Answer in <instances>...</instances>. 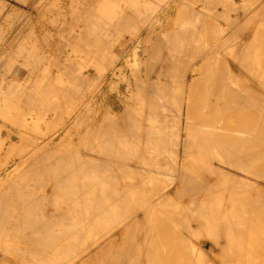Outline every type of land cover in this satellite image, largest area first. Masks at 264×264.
Here are the masks:
<instances>
[{
	"label": "bare ground",
	"instance_id": "6f19581e",
	"mask_svg": "<svg viewBox=\"0 0 264 264\" xmlns=\"http://www.w3.org/2000/svg\"><path fill=\"white\" fill-rule=\"evenodd\" d=\"M32 1L35 5L38 2ZM49 1L55 5V0ZM73 1L74 5H65L67 13L49 11L46 1L45 9L49 8L51 14H46V18L40 16L46 34L30 31L37 13L31 19L34 25L29 24L32 28H25L29 33L25 35L30 37L31 32L33 37L28 39L36 42L35 45L39 42L38 46L43 42L51 53L57 49L64 54L65 42L75 40V52L81 51L86 59L91 55L92 61L86 62L85 58L81 61L77 53L79 56L75 57L80 62L67 52L62 61L57 59L55 51L52 54L55 59L47 57V65L44 48L23 46L25 36L21 40L12 39L8 49L16 48L15 41L17 46L22 45L18 46V53L25 58H31L35 51L37 55L42 52L45 58L39 55L38 61L27 59L30 64L33 62L32 69L28 67L32 77L26 79L27 74L23 75L24 82L19 84L20 78L17 83L12 76L13 79L2 75L10 69H6L8 64L1 66L5 57L1 58L0 66L7 72L0 68L4 72L0 73V80H7L8 87L5 86L6 93L1 82L0 96L17 93L15 87L23 85L17 97L12 94L13 102L22 100L37 109L45 103L46 108L41 109L44 115L55 114L52 118L64 120L62 124L67 129L63 135L56 131L44 139L41 134L40 139L37 134L40 136L44 124L40 128L35 125L40 133L35 131L33 136L38 138L33 141L28 129L27 134L23 133L24 124L32 117L25 122L26 117L17 118L19 124L23 123L22 134L33 142L29 139L32 147L26 145L27 149L22 147L19 152L18 141L19 153L5 154L11 160L1 153L6 161L0 164V236L3 239L2 234L7 237L10 234L15 241L4 238L5 242H12L10 245L0 241V247L5 249L0 248V264H14L13 258L6 255V249L9 252L10 248L15 253L13 256L24 257L20 258L21 264L30 259L32 264H246L248 258H252L253 264H264V235H261L264 231V27L254 29L255 22L263 15L257 12L252 15L255 11L252 7L251 16L236 13L235 20L228 19L224 26L218 17L233 18L229 13L236 11L237 6L230 10L226 4L236 5L239 1L111 0L112 4L110 0ZM242 1L244 4L245 0ZM179 4L177 21L173 24L172 8ZM260 4L261 10L264 9V4ZM248 6L241 7V12ZM57 16L63 18V23H57ZM58 31L60 37L55 35ZM123 33L131 36L119 41ZM117 41L121 43L116 46L121 48L112 51L111 45L115 46ZM25 47V53L31 52L27 50L30 47L33 52L22 54ZM3 49L2 53L13 55V49L11 54L6 46ZM104 49L113 56L112 60L109 54L106 57L110 60L107 67L103 58L100 61ZM15 58L10 61L16 62ZM13 61L7 63L12 66ZM23 65L27 67L25 62ZM33 67L34 75L39 76H33ZM102 71L105 76L100 74ZM42 72H47L45 78L40 76ZM33 77L43 83L35 82ZM97 77L100 81L105 77L98 94L105 93L100 98L96 93V98H92L87 91L97 83ZM27 80L34 83L28 85ZM76 87L82 91H78L79 95ZM42 90L47 98L42 96ZM109 91H115L114 97L108 95ZM75 93L81 104L79 99L73 103ZM86 96L92 99H85ZM2 103L4 109L10 106ZM34 106L30 109H35ZM16 108L13 110L17 112L22 107ZM8 115L1 118L11 116ZM19 115L24 116L25 111H18ZM42 115L38 116L39 120ZM36 117L32 124L41 121ZM11 120L15 126L17 121ZM52 124L55 123L46 127ZM44 130V135L49 132ZM22 142L25 144V140ZM67 142L71 145L63 148ZM75 142L83 145L75 147ZM17 145L10 148L17 149L14 148ZM0 148L1 151L2 145ZM13 150H9L10 154ZM48 203L53 205L49 211ZM193 238L197 242L193 243ZM257 254L259 259L255 257ZM26 255L31 256L29 260L25 259Z\"/></svg>",
	"mask_w": 264,
	"mask_h": 264
},
{
	"label": "rangeland",
	"instance_id": "374dc122",
	"mask_svg": "<svg viewBox=\"0 0 264 264\" xmlns=\"http://www.w3.org/2000/svg\"><path fill=\"white\" fill-rule=\"evenodd\" d=\"M1 1H2V2L4 1V2H3V3L1 2L2 4L0 3V13H1V14H0V23H1V24H0V27L3 28V29L0 28V29H1L0 31L3 32L2 30H4V27L6 28V29L4 30V33L0 34V35H2V37L0 36V39L2 38V39H1V42H0V46H1V48H2V47L4 48V47L6 46V48L8 49V46H9V47H11V46H10V45H7V44H9V42H10L12 39H13V40H18V39L21 40V37L23 38V36H25V37L22 39V40H24V41L22 42V43H23V44H22L23 46H27V45H28V46H31V47L33 46V47H34V46L37 45V47H39L38 49H40V46H41L42 48H44L43 42H42V43L40 42V44H39L40 46H38V43H39V42L35 45L36 42H33V41H31L30 39H31V36L33 37V34L31 35V32L34 33V29H35V31L39 32V33H36V32H35L36 34H39V35L46 34V33H43V31H46V30H44V29H46V28H44L45 26L43 25L44 22H42V21H43V20H42L43 17H40V16H44V18H46V15H38L37 17L35 16L37 19L34 17V15H32V18H30V17H31V0H27V1H26L28 4H27L26 2H24L25 0L23 1V3L21 2V0H1ZM46 1H47V2H46ZM57 1H58V0H57ZM57 1H56V0L53 1V2H55V5L52 6V4H54V3H52V2H48V0H38V2H40V3L37 2L36 6H37V8L40 7L41 5H43V6H41V7H44V5H45L44 3L46 2V4L48 3L47 6L50 5L49 7L52 9V10H51L52 12H54L55 10H56L55 12H57V10H58V11H60V12H62V13H67V12L65 11V10L67 9L65 5L68 4L67 7H70L69 4H71V3H72V4L75 3L73 0H59L58 2H57ZM71 1H72V2H71ZM7 2H8V3H7ZM41 2H42L43 4H42ZM68 2H69V3H68ZM80 2H81V0H80ZM112 2H113V1L110 0V4H112ZM247 2H248V0L246 1V3H247ZM249 2H251V1H249ZM249 2L247 3V5L244 4V5H242V6H245V7H246V6L249 5L250 7L248 6L247 9H250V8H252V7H256V8H258L259 6H261L260 8H263L262 5H261L260 3L262 2V4H264V3H263L264 0H257L256 3H255V0L252 1V3L254 2V3H253L254 6H253V4L250 5ZM24 3H25V4H24ZM29 3H30V5H29ZM50 3H52V4H50ZM9 4L11 5V7L9 6ZM14 4H15V5H14ZM39 4H40V5H39ZM255 4H258V5H255ZM7 5H8V6H7ZM73 5H74V4H73ZM226 5H228V6H230V7H232V6L235 7V6H239L240 4H236V5L226 4ZM1 6H2V7H1ZM15 6H16V7H15ZM36 6H35V7H36ZM51 6H52V7H51ZM55 6H57V7L55 8ZM221 6H222V5H221ZM61 7L63 8V10H62ZM223 7H227V6L224 5ZM10 8H11V10H10ZM15 8H16V9H15ZM53 9H54V11H53ZM108 10H109V9H108ZM263 10H264V9L261 10V15L264 16V14H263L264 11H263ZM6 11H7V12H6ZM14 11H15V12H14ZM37 11H38V10H37ZM262 11H263V12H262ZM11 12H12V13H11ZM13 12H14V13H13ZM18 12H19V13H18ZM26 12H28V13L26 14ZM69 13H71V12H69ZM4 14H5V15H4ZM13 14H15L16 17H15V16H12ZM29 15H30V16H29ZM67 15H68V14H67ZM261 15H259V16H261ZM26 16L29 17V18L26 19ZM221 16H222V15H221ZM221 16H220V17H221ZM223 16H224V19H225V20L222 19V18H220V17H218V18H219V21L221 22V24L224 25V26L227 25V23H225V22H226L228 19H230L231 21L235 20V17H234V16H232L233 18H230V16H227V15H226V16L223 15ZM223 16H222V17H223ZM263 16H262V18H263ZM1 17H3V19H1ZM12 17H13V19H12ZM65 17H66V16H65ZM68 17H69V16H68ZM70 17H71L72 19H75L74 17H76V16H71V15H70ZM70 17H69V18H70ZM256 17H257V16H256ZM6 18H7V19H6ZM18 18H19V19H18ZM20 18H21V19H20ZM24 18L26 19V21H23ZM34 18H35V20H36V21H34V23H35V22H36V23H35V26H32V25H34V23H33V21H32V20H34ZM40 18H41V19H40ZM55 18H56V17H55ZM61 18H62L61 16H59V17L57 16V18H56L57 23H59V24L63 23V22H61ZM66 18H67V17H66ZM76 18H77V17H76ZM240 18H242V17H240ZM262 18H259L258 20L256 19L258 22H257V21L255 22L256 25H255L254 29H257L256 26H258V30H259L260 28H263V27H264V26H263L264 24L262 25V27H261V25H260V24H262V23L264 22V18H263V22H262V20H261ZM8 19H9V20H8ZM25 19H24V20H25ZM28 19H29V20H28ZM31 19H32V20H31ZM58 19H59V20H58ZM64 19H65V18H64ZM79 19H80V18H79ZM1 20H2V21H1ZM18 20H19V21H18ZM20 20H21V21H20ZM62 20H63V18H62ZM75 20H78V18L75 19ZM223 20H224V21H223ZM259 20H261V23L259 22ZM5 21H6V22H5ZM27 21H28V22H27ZM63 21H64V20H63ZM176 21H177V15H171V17H170V22H172V23L174 24ZM222 21H223V22H222ZM2 22H3L4 25L2 24ZM19 22H20V25H19ZM22 22H23V23H22ZM24 22L27 23L28 25H29V24L31 25V24L33 23V24L31 25L33 28H32L30 25H29V27H27V26H26L27 24H25L24 27H23ZM29 22H30V23H29ZM60 22H61V23H60ZM21 23H22V24H21ZM172 23H171V24H172ZM257 23H258L259 25H257ZM17 24H18V25H17ZM234 24H235V23L232 22V26H233ZM1 25H2V26H1ZM12 25H13V26H12ZM36 25H37V26H36ZM237 25H238V23H237ZM17 26H18V27H17ZM19 26H20V27H19ZM234 26H235V25H234ZM15 27H16V28H15ZM18 28H19V29H18ZM21 28H22V29H21ZM25 28H29V30H30V28L33 29V31L30 30L31 32L28 30V31L30 32V35H29L30 37H28V34H29V33L27 32V29H26V31H25ZM14 29H15V30H14ZM17 29H18V31H17ZM20 29H21V30H20ZM10 30H11V31H10ZM19 30H20V31H19ZM23 30H24V31H23ZM39 30H40V31H39ZM21 31H22V32H21ZM1 32H0V33H1ZM6 32H7V34H6ZM8 32H9V33H8ZM11 32H12L13 34H15V35H12ZM25 32L28 33V34L26 33L27 36L25 35ZM46 32H47V31H46ZM58 32H59V31H58ZM22 33H24V34L22 35ZM41 33H42V34H41ZM53 33H54V32H53ZM5 34H6V35H5ZM10 34H11V35H10ZM16 34H17V35H18V34H19V35L21 34V35H20V36L18 35V36H19V38H18V36H16ZM58 34L61 35V32H59V33L55 32V35L60 37V35H58ZM68 34H69V33H68ZM7 35H8V36H7ZM64 35H65V34H64ZM64 35H62V36H64ZM66 35H67V34H66ZM4 36H5V37H4ZM9 36H10V37L12 36V37L9 38ZM68 36H69V35H68ZM130 36H131V35H128V34L125 35V33H123V34H122V37H123V38H122L121 40H119V41H122L123 39H127V38H129ZM13 37H14V38H13ZM15 37H16L17 39H16ZM26 37H27V38H26ZM7 38H8V39H7ZM28 38H30V39H28ZM61 38H62V37H61ZM63 38H65V37H63ZM63 38H62V39H63ZM118 38H119V37H118ZM6 39H7V40H6ZM9 39H10V40H9ZM3 40L6 41V42L4 43ZM32 40H34V39L32 38ZM60 40H61V39H60ZM62 41H66V40L64 39V40H62ZM71 41H72V44H71ZM71 41H69V39H68V43L65 42V43H66V44H65V48H66V49H64V50H66V51L64 52V54L60 53L61 51H58L57 49L55 50L56 53H57V55H55V56H57V59L62 60V59H63V55H65V57L67 56V54H65V53L67 52L68 54H74V58H76L75 56H76L77 53H78V54L80 55V58H78V57H77V58L80 59L81 61H85V60H86V62H87V61H92V60H93V57H92L91 55H90V57H89V55H87V56H86L87 59H86V58L84 57V55L81 53V51H79V52H78V51L75 52V48H76V47H75L74 45L77 44V43H74V42H77V41H75V40H74V41L71 40ZM119 41L115 42V43H116L115 46H113V44H112V45H111V48H112V49L109 48L108 50L111 49L112 51H114V49H117V50L120 49L121 47L116 46V45H118ZM2 42H3V43H2ZM13 42H14L13 45L15 44L16 46H14V47H16V48H9V49H10V50L8 49L9 51L6 49V50L8 51V53H10V52L12 51L11 49H13V51H15V52L12 51L13 55L10 53L11 56H10L9 54H7L6 52H3V53H2L1 51H2L3 48H2V49L0 48V52H1V55H2V56H0V60H1V61H0V64H1V62L4 60V58H2V57H5V60H4V61H5V62H4L5 65H4V63L2 62L1 66H3V67L6 66V67H7V64L10 66V64H13V63H11V62L14 60V59H12V60L10 61V59H11V58H15L16 55H17V57L19 56V58L16 57L15 59H17V60L19 59L18 62L20 61L21 64L18 63L17 60H15L16 62L13 61V62H14V65H12V66H10V67L8 66V67L6 68V69H8V68L10 69V71L8 70V71H9V72H8L9 74H8V73H7V74L4 73V72L6 71V70L4 71L5 68H3V67L0 66V68H3V71H4V72H3V71H1L2 69H0V73L3 72L4 74H2V75H4V76H8V75H9V77L12 76V77L14 78V80L17 81V83H18V81H19V80H17V79L20 78L19 84H20V82H21V83L24 82L23 79H24V76H26V74H27V76H26L25 78L27 79V77L29 76V72H32L30 69H32L33 62H31V64H30V61H28V62L26 61L27 59H28V60H30V59L33 60V58H37V60H36V59H35V60L38 61V56H39V55H40V57H43V58H44V56H46V59L44 58L45 60L42 59V58H39V60L42 59V62H43V60L46 61L47 63H46V62H43V63H46L47 65H48L47 57L49 58V56H52V57H51L52 60L55 59V57L53 58L54 55H52V54H55V51H54V50H51L52 53H51L50 51L47 52L48 47H47V49L44 48L45 51H44L43 49L38 50V52H39V51L41 52V51L43 50L42 52H44V56H43L42 52H41V53H38V55H37V52L35 51L34 53L37 55V57H35V54L31 53V52H33V49H30L31 47H30V48L27 47V48H29V49H27V50H30V51H31V52H30L31 54H30L29 51H28V53L30 54L31 58H30V57L25 58V57H27V56H23V55H21L20 53H18V52H19L18 50H20L18 46H20L21 44L17 46V44L15 43V41H13ZM16 42H17V43H19V42L21 43V41H16ZM26 42H27V43L29 42V44H27ZM31 42H33L34 44L32 43L33 45H32V44L30 45ZM10 43H11V42H10ZM120 43H121V42H120ZM120 43H119V44H120ZM1 44H2V45H1ZM3 44H4V45H3ZM41 44H42L43 46H42ZM73 44H74V45H73ZM22 45H21V46H22ZM17 47H18V49H17ZM33 47H32V48H33ZM37 47H36V48H37ZM73 47H74V49H73ZM34 49H35V48H34ZM105 49H106V48H105ZM105 49H104V51H105L106 56H104L105 54H101V55H103V56L105 57V58H104L103 56L101 57V56L99 55V56H100V61H101V58H103L104 62L106 61V62L108 63V61H110V60L113 59V58H112L113 56H111L110 52H109L108 50L106 51ZM24 50L26 51V47L23 49L22 54L29 55V54L25 53ZM35 50H37V49H35ZM48 50H50V49H48ZM70 50H72V51H70ZM3 51H5V49H3ZM69 51H70V52H69ZM73 51H74V53H73ZM104 51H103V52H104ZM16 52H17L19 55H18ZM46 52H47V53H46ZM53 52H54V53H53ZM106 52H107V53H106ZM14 53H15L16 55H15ZM45 53H46V54H45ZM48 53H51V54H48ZM58 53H60V56H58ZM112 53H114V52H112ZM6 54L9 56V58H8L9 61H7V58H6L7 55H6ZM47 54H48V56H47ZM108 54H109L111 57H110ZM4 55H5V56H4ZM14 55H15V56H14ZM32 55H33V56H32ZM41 55H42V56H41ZM79 55H77V56H79ZM81 55H82L83 57H81ZM8 56H7V57H8ZM20 56H21V57L23 56V58H25V60H23V62H21V60H22L23 58H20ZM72 56H73V55H72ZM108 56L110 57V58H109L110 60H107V59H106V57L108 58ZM10 57H11V58H10ZM65 57H64V59H65ZM1 58H2L3 60H2ZM51 58H50V59H51ZM77 58H76V59H77ZM84 58H85V60H84ZM111 58H112V59H111ZM50 59H49V60H50ZM57 59H56V60H57ZM78 59H77V60H78ZM82 59H83V60H82ZM89 59H90V60H89ZM94 59H95V56H94ZM96 59H97V58H96ZM98 59H99V58H98ZM98 59H97L96 61H99ZM80 60H78V61H80ZM6 61L9 62L10 64L7 63ZM62 61H64V60H62ZM81 61H80V62H81ZM24 62H25V64L27 65V67H26L25 65H23ZM42 62H40L41 64H40V63H38V64H40L41 66L45 65V64H43ZM93 62L95 63V61H93ZM106 62H105L104 65L107 67V65L109 66V63L107 64ZM94 63H93V64H94ZM91 64H92V62H91ZM91 64L89 63L90 66H91ZM93 64H92V65H93ZM28 65H29V66H28ZM47 65H45V66H47ZM34 66H38V68H39V67L42 68V67L39 66V65H34ZM45 66H44V67H45ZM94 66H95V64H94ZM94 66H93V68L96 69V67H94ZM11 67H12V68H11ZM28 67H31V68L29 69ZM47 67H48V66H47ZM47 67H46V68H47ZM27 69H28L29 71H28V72H25V71H27ZM20 70H21V71H20ZM34 70H36V69H34V67H33V76H39V75H34ZM54 70H55V69H54ZM39 71H41V70L39 69ZM44 71H46L45 68H44ZM44 71H43V72H44ZM95 71H96V70H95ZM6 72H7V71H6ZM36 72H38V70L35 71V73H36ZM43 72H42V73H43ZM13 73H14V75H12ZM24 73H25V74H24ZM42 73H41L40 76H44V78H45L47 72L43 73V75H42ZM55 73H56V70H55ZM97 73H98V72H97ZM99 73H100V72H99ZM36 74H37V73H36ZM38 74H40V72H39ZM100 74H103V71H102V73H100ZM23 75H24V76H23ZM30 75H31V74H30ZM95 75H96V74H95ZM16 76H18V77H16ZM19 76H20V77H19ZM102 76H105V73H104ZM12 77H11V78H12ZM21 77L23 78L22 81H21ZM30 77H32V76H29L28 78H30ZM13 78H12V79H13ZM35 78H36V77H33V78H31V79H35ZM44 78H43V79H44ZM97 78H98V77H97ZM26 79H25V80H26ZM41 79H42V77H41ZM92 79H95V78H92ZM92 79H91V80H92ZM98 79H99V78H98ZM98 79H96V80H98ZM10 80H11V79H10ZM45 80H46V79H44V83H46ZM91 80H90V82H91ZM101 80H103V81H100V79H99V80H98L99 82L97 81V83H94V82H96V81L93 80V83H94L95 85H93L92 82H91V83L89 82L90 84L93 85V87H92V86H89V87L94 88L96 85H98V86L95 87L94 90H93L92 88H90V89H91V90H90L89 87H88L87 90L89 89V91H87V92H88L87 95H89L90 97L93 96L94 98H96V95L98 94V92H100V91L102 90L101 87L103 86V82L105 81V77L101 78ZM3 81H4V82H2V81L0 80V84H1V82L3 83V85L1 84V89L4 90V88H5V92H6V91H7V88H6V87H8V85H7V83L5 84V82H7V80H3ZM11 81H12V80H11ZM27 81H29V80H27ZM27 81H26V82H27ZM36 81H37V80L35 79V82H36ZM26 82H25V83H26ZM31 82H33V81L30 80V81L28 82V85H30ZM39 82L41 83L42 81H41V80H40V81H37V83H39ZM100 82H101V83H100ZM33 83H34V82H33ZM42 83H43V82H42ZM113 83H115V82L113 81ZM22 84H23V83H22ZM31 84H32V83H31ZM90 84H89V85H90ZM24 85H25V84H24ZM2 86H3V88H2ZM5 86H6V87H5ZM20 86H21V85H20ZM25 86H26V85H25ZM25 86H24V87H25ZM21 87L23 88V85H22ZM26 87H27V86H26ZM26 87H25V89H26ZM15 88L18 89V90L16 89V90L18 91V92L16 91L17 93H19V92H20V89H22V88H19V87H15ZM76 88H77V87H76ZM1 89H0V91H1ZM27 89H28V88H27ZM31 89H32V88H31ZM78 89H79V88H77V91H76L77 93H78L79 90H81V89H79V90H78ZM98 90H100V91H98ZM8 91H9V89H8ZM13 91H14V89H13ZM21 91H23V90H21ZM40 91H41V90H40ZM92 91H93V92H92ZM42 92H43L42 96H43L44 98H47V96H45L46 94H44L45 92H44L43 90H42ZM42 92H41V93H42ZM81 92H82V91H79V93H81ZM6 93H7V92H6ZM17 93H15V91H14V92H8V95H9V96H10V94H11L10 97L7 96V94H4L5 96H7V98H6L4 95H1V96H0V100L3 99L2 102L4 101V103H6V104H5L6 107L8 106L7 103L10 105V106H8V107H9V110H8V107L4 109V104L0 101V106L2 105L4 111L6 112L5 114H3L4 111H3L2 107H0V108H1V110H0V125H1V126H0V146L2 145V148H3V149L0 151V164H1L4 160L6 161V159H7V160H11V159H12V157L7 158V155H5V154H8V156H13V155L16 156L17 153H19L20 151H22V150H21L22 147H23L24 149H27V146H28V145H31V147H32V144H29V139H30V138L27 137L28 135H24V134H22V131H23L22 129L25 128L23 133H26V131H25L26 129H28L29 131H30V129H31V131L33 130V131H34V134H33V132H31V131L29 132V131L27 130V133H30V135H31L32 137H34L35 134H36L37 132H39L41 129H43V130L40 131L41 133L39 132V133H40V136L37 134V136H38L40 139H41L43 136H44V137H43V139H44L46 135H47L46 138H48V137H50V135H52V134H53L54 132H56V131L60 132V134L63 135V134H64V133H63V132H64L63 130H66V129H67V127L63 125L64 123L62 124V121L64 122V120L61 121V119H56V118L53 119V118H52V117H55V114H50V115H51V116H50L49 113H47L46 115H44L45 112H42L41 109H42V107H45V108H46V106H44L45 103H44V104L41 103V104H43L42 106H40L41 104L38 105V109H40V110H38V109L36 108L37 106H34V105H33L34 108L36 109V111H39V112L41 111L40 113H38V112H36V111L33 112L35 109H30V108H33V106H32V107H29V106H28L29 104H28L27 102H26V104H25V101L19 100V101H21V102H20L21 105H20V104H17L19 101H18V102H16V101L13 102V99L15 98L14 96L17 97V95H16ZM39 93H40V92H39ZM79 93H78V95H79ZM96 93H97V94H96ZM103 93H105V92L102 91V94H103ZM107 93H108V95H110L111 97H114V95H115V91H114V92L109 91V92H107ZM12 94H14V96H13ZM90 94H91V95H90ZM102 94L99 93V94L97 95V97L99 96L98 98H100ZM73 95L75 96V97H74L75 100L73 101V103H75V101H76L77 99H79V100H78V102H79V101H80V98L78 97V95H76V93L73 94ZM112 95H113V96H112ZM3 96H4V98H2ZM18 96H19V95H18ZM42 96L40 97V94L38 95V97H40V98H42ZM89 96H86V97H84V98H85V99H86V98H89V99H92V98H93V97L90 98ZM11 97H13V98H11ZM19 97H20V96H19ZM76 97H77V98H76ZM1 98H2V99H1ZM8 98H9V99H8ZM24 98H25V97H24ZM74 98H73V99H74ZM4 99H5V100H4ZM10 99H12V100H10ZM16 99H17V98H16ZM22 99H23V98H22ZM14 100H15V99H14ZM22 102H24L25 106H24V104H23ZM78 102H76V103L78 104ZM112 102H113V101L111 100L110 102H108V103L106 102V103H107V104H110V103H112ZM22 104H23V105H22ZM79 104H81V101L79 102ZM17 105H18V107L20 106V108L22 107V108H21L22 110L19 109V110H17V112H16V109H18V108H16ZM14 106H15V108H16L15 110H13V109H14ZM30 106H31V105H30ZM60 106H65V105H60ZM60 106H59V107H60ZM40 107H41V108H40ZM70 107H71V106L69 105L68 109H69ZM10 108H11V111H10ZM24 108H27L26 110H28V108H29L30 110H32L31 113H30L28 116H27V114H28V112H29L30 110L27 111V113H26V110H25ZM61 108L64 109L65 107H61ZM6 109H7V111L10 112V113L8 112L9 115L7 114ZM12 110L14 111V114H15V115H14L13 113H11ZM44 110H45V109H43V111H44ZM1 111H2L3 113H1ZM18 111H19V112H21V111H25V115H24V116H21V115L18 116ZM15 112H16L17 114H16ZM36 113H37V114H36ZM2 114H3V115H8V116L11 115V116H10V117H6V116H5L4 118H1V116H3ZM12 114H13V115H12ZM21 114H22V113H21ZM23 114H24V113H23ZM31 114H32V115H31ZM33 114H34V115L36 114L37 117H36V115L34 116ZM39 114H40V115L43 114L42 116H43V117L45 116L44 119H46L47 121H46V120H43V117L41 116V117H42V120H41V119H40V120H41V121H44V122H41V121L39 120V117H40ZM16 115H17L16 120H13L14 118L12 119V120H13L12 123H14V121H17V122H15V126H16V125H17V126H20V124L23 125V123H20V124H19L18 121H19L20 119L23 120L22 118H24V117L27 118V119H26V118L24 119V122H25V120L28 121V119H29L30 117H32V119H33L34 117H36V118H37V121L39 120L40 122H38V123H34V122L36 121L35 118H34L35 121H34L33 124H32V122H31L32 119L30 118V122L28 121V124H29V125H28V124H24V126H25L24 128L22 127V125H21L20 127H17V126H16V128H15L14 124H11V123H10V120H11L12 117H14V116H16ZM30 115H31V116H30ZM38 116H39V117H38ZM89 116H90V118H91L92 115L90 114ZM19 117H20V119L17 120V118H19ZM21 117H22V118H21ZM7 118H10V120H9V119H8V120H5V119H7ZM49 118H51V120H50ZM55 119H56V120H55ZM12 120H11V121H12ZM52 120H54V121H56V122H52ZM57 120H58V121H57ZM7 121H8V122H7ZM27 121H26V122H27ZM45 121H46V122H45ZM48 121H49V123H48ZM20 122H21V121H20ZM50 122H51V123H55V124H52V126H50V128L46 127L47 125H48V126L51 125ZM60 122H61V123H60ZM16 123H18L19 125L16 124ZM30 123H31L32 128H34V127H36V126H37V127L39 126V128H40L42 124H44V125H42V127L40 128V130H39V128H38V131H36V130H37V127H36V130H35V128L32 129L31 126H30ZM41 123H42V124H41ZM46 123H48V124L46 125ZM58 123H60L61 126H58ZM38 124H39V125H38ZM12 125H13V126H12ZM26 125H27L28 127L30 126V127H29L30 129H29ZM33 125H34V126H33ZM35 125H36V126H35ZM62 125H63V126H62ZM3 126H6V127L3 128ZM44 126H45V128H44ZM54 126H56V127H54ZM57 126H58V127H57ZM1 127H2V128H1ZM7 127H8V128H7ZM52 127H53L54 129H53ZM6 128H7V129H6ZM51 128H52L53 131H49ZM8 129H10L13 133L10 132ZM44 129H48V130H46V131H49V132H47L45 135L43 134V133H44L43 131H45ZM57 129H58V130H57ZM14 130H15V132H14ZM21 130H22V131H21ZM61 130H62V131H61ZM17 131H18V132L21 131V133H18ZM35 131H36V133H35ZM16 132H17V133H16ZM42 132H43V133H42ZM50 132H51V133H50ZM14 133H15V134H14ZM27 133H26V134H27ZM49 133H50V134H49ZM19 134H20V136H24V138L22 137L23 139H20L21 137L19 138ZM41 134H42L43 136H42ZM48 134H49V135H48ZM30 135H29V136H30ZM33 135H34V136H33ZM3 136H5V137H4L5 139H2V142H3V143H2V142H1V137H3ZM37 136H36V137H37ZM41 136H42V137H41ZM6 137H7V139H6ZM36 137L32 138V140L34 139L33 141H35V140H36V139H35ZM38 137H37V138H38ZM68 137H69V135H68ZM26 138H27V141H26ZM19 139H20V140H19ZM67 139H68V138H67ZM14 140H15V141H14ZM23 140H25V144L22 145V143H23L22 141H23ZM32 140L30 139V141H32ZM37 140H39V139H37ZM13 141H14L15 143H12ZM18 141H19V142H18ZM20 141H21V142H20ZM33 141H32V142H33ZM8 142H9V143H8ZM17 142H18V145H19V149H20V150L18 149ZM27 142H28V143H27ZM32 142H31V143H32ZM10 143L17 145V147L14 146V148H17V149H14V150H13V148H10V145H12V144H10ZM20 143H21V144H20ZM26 143H27V144H26ZM75 143H76V142H75ZM75 143H74V146H75V147H80V146L83 145V144L81 143V145L79 146V145H78V144H80V142H79V143H76V144H77V146H76ZM9 144H10V145H9ZM21 145H22V146H21ZM26 145H27V146H26ZM63 145H64V144H63ZM69 145H71V144L67 142V144L65 143V145H64L63 148H65V147L68 148ZM8 146H9V148H8ZM29 147H30V146H28V148H29ZM0 149H1V148H0ZM5 149L8 150L9 153L6 152ZM3 150H5V151L3 152ZM9 150H10V151L13 150L14 152L12 151L13 153L11 152V154H10V151H9ZM18 150H19V152H17ZM1 153H3V155H4V157H5L6 159H4L3 156H1ZM5 161H4V162H5ZM3 164H4V163H3ZM1 166H2V165H1ZM1 166H0V169L2 168ZM46 192H47V194H48L49 191H46ZM43 193H45V192H43ZM48 205H51V206H48ZM47 206L49 207V208L47 207L48 211H49V209H51V208L53 209V205H52L51 203H48ZM50 211H51V210H50ZM176 225H177L178 227H179V226L181 227V225H179V224H176ZM6 235H7V234H6ZM6 235L2 234L3 239H2V237L0 236V241H1V242H2V240H4V238H5V239L9 238L10 240L7 239L9 242L12 241V239H13L14 236H12V235L9 234V237H7L8 235H7V236H6ZM261 235H264V231L261 233ZM5 236H6V237H5ZM10 236H11V237H10ZM193 237H194V236H193ZM11 238H12V239H11ZM13 240L15 241V238H14ZM194 240H195V239L193 238V243H194ZM5 241H6V240H4V245L8 243V242H5ZM195 241H196V240H195ZM1 242H0V245H1ZM196 242H197V241H196ZM2 244H3V242H2ZM8 244H9V243H8ZM10 244H12V242H11ZM10 244H9V245H10ZM116 244L118 245L119 242H117ZM2 247H3V246H1L0 248L2 249V251H4L5 249H3ZM1 249H0V251H1ZM247 250H248V249H247ZM247 250H245V252H246ZM2 251H1V252H2ZM6 251H7V252H6ZM6 251H5V252L7 253L6 255H8L7 257H9V258H13L12 262L15 261L14 264H19V262H20V264L23 263V261H20V258H21V260H22L24 257H23V258H22V257L17 258L16 255L13 256L15 253H14V251L11 250V248H10V250H9V252L11 251L10 253L8 252L7 249H6ZM206 252H207V254H208L209 251H206ZM245 252H244V254H246ZM8 253H9V254H8ZM12 253H14V254H12ZM11 254H12V255H11ZM10 255L13 256V257H10ZM27 256H28V255H26L25 259H28V260H29L31 256H29V258H28ZM57 256H58V255H51V257H53V258H56ZM257 256H258V254H257L255 257H257ZM14 257H15V259H14ZM42 257H43V256H42ZM42 257H40V258H42ZM58 257L60 258V256H58ZM58 257H57V259H58ZM255 257H254V259L256 260ZM16 258H17V260H16ZM245 258H246V256H245ZM257 258H258V257H257ZM259 258H260V257H259ZM259 258H258V259H259ZM18 260H19V261H18ZM248 260H249V258L247 259V262H246V259H245L246 264H247V263H248V264H253V262H252V258H250L249 261H248ZM16 261H18V262H16ZM30 261L32 262L31 259L29 260V262H30ZM29 262H28V263L26 262V264H32V263H29ZM8 263H11V262H8ZM24 263H25V261H24ZM33 264H35V263L33 262ZM242 264H243V263H242Z\"/></svg>",
	"mask_w": 264,
	"mask_h": 264
},
{
	"label": "crops",
	"instance_id": "0c3cea01",
	"mask_svg": "<svg viewBox=\"0 0 264 264\" xmlns=\"http://www.w3.org/2000/svg\"><path fill=\"white\" fill-rule=\"evenodd\" d=\"M36 1H38V0H36ZM51 1H52V0H51ZM78 1H80V0H77V2H78ZM81 1H82V0H81ZM238 1H239L238 4H240V3L243 4V3H242V2H243L242 0H241V1H240V0H236V2H238ZM245 1H247V0H245ZM245 1H244V4H246ZM250 1H251V0H250ZM32 2H33V1L31 0V14H32V15L34 14V16H37V13H38V15H41V14L43 15V13H44V15H46V14H47V15H48V14H51V13L49 12V11L52 10L51 8H50V9H49V8L45 9V8H46V5H45L44 7H40V8H41V10H40V8H37V7L35 8L36 5L33 4L34 2H33V3H32ZM49 2H50V1H49ZM241 4H240V5H241ZM244 4H243V5H244ZM33 5H35V6H33ZM195 5H196V4H195ZM197 5H198V6L200 5V7H201V4H200V3H198ZM198 6H197V7H198ZM200 7H199V8H200ZM238 7H239V6H237L236 8L233 7L234 9H237V10H236V11H231L230 13L228 12L229 15H231V16L234 15V16H235L236 13H238L237 15H239V16H244V15H249V16H251V15H250L251 13H252V15H253V14L256 15L257 13H261V8H260V7H259V8H260V9H259L260 11H259V10H256V9H258V8L254 7L255 11H252V10H251V11H252L251 13L249 12L250 9L247 10V8L244 9V12H241V11H243V9H241V7L244 8L245 6H240V9H239ZM33 8H34V9H33ZM179 8H180V4H179V6H176V5L173 6V8H172V13H171V14L176 15V14H177V11H178ZM222 8H223V7H222ZM222 8H221V6H220V10H221ZM227 8L230 9V8H232V7H227ZM36 9H37L38 11H37ZM48 9H49V11H48ZM229 9H228V10H229ZM238 9H239V10H238ZM251 9H252V8H251ZM254 9H253V10H254ZM230 10H232V9H230ZM246 10H247V13L245 12ZM33 11H35V12H33ZM234 12H235V14H234ZM240 12H241V15H240ZM248 12H249V13H248ZM253 12H255V13L257 12V13L255 14V13H253ZM242 13H244V14L242 15Z\"/></svg>",
	"mask_w": 264,
	"mask_h": 264
}]
</instances>
